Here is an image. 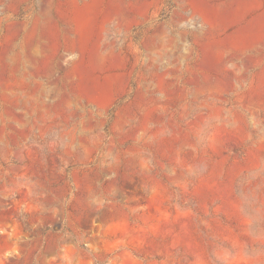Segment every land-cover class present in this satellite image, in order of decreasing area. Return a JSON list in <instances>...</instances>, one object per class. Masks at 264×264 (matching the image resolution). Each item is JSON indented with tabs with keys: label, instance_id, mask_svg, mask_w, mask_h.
Listing matches in <instances>:
<instances>
[{
	"label": "rangeland",
	"instance_id": "rangeland-1",
	"mask_svg": "<svg viewBox=\"0 0 264 264\" xmlns=\"http://www.w3.org/2000/svg\"><path fill=\"white\" fill-rule=\"evenodd\" d=\"M0 264H264V0H0Z\"/></svg>",
	"mask_w": 264,
	"mask_h": 264
}]
</instances>
